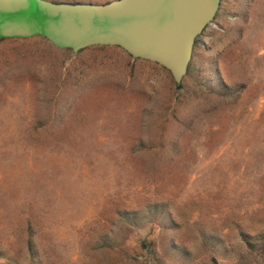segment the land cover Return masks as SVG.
Masks as SVG:
<instances>
[{"label": "rangeland", "instance_id": "rangeland-1", "mask_svg": "<svg viewBox=\"0 0 264 264\" xmlns=\"http://www.w3.org/2000/svg\"><path fill=\"white\" fill-rule=\"evenodd\" d=\"M0 264H264V0H220L180 84L0 39Z\"/></svg>", "mask_w": 264, "mask_h": 264}, {"label": "water", "instance_id": "water-1", "mask_svg": "<svg viewBox=\"0 0 264 264\" xmlns=\"http://www.w3.org/2000/svg\"><path fill=\"white\" fill-rule=\"evenodd\" d=\"M219 2L0 0V39L43 37L74 54L91 46H116L133 59L162 66L180 84L195 40L212 22Z\"/></svg>", "mask_w": 264, "mask_h": 264}, {"label": "crops", "instance_id": "crops-1", "mask_svg": "<svg viewBox=\"0 0 264 264\" xmlns=\"http://www.w3.org/2000/svg\"><path fill=\"white\" fill-rule=\"evenodd\" d=\"M111 0H104V1H83V2H86V3H102V2H109Z\"/></svg>", "mask_w": 264, "mask_h": 264}]
</instances>
